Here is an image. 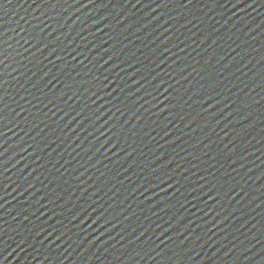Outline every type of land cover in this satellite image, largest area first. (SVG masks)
Segmentation results:
<instances>
[{"label":"water","instance_id":"obj_1","mask_svg":"<svg viewBox=\"0 0 264 264\" xmlns=\"http://www.w3.org/2000/svg\"><path fill=\"white\" fill-rule=\"evenodd\" d=\"M21 3H23V0H21ZM28 3H31V0H28ZM28 3H23L22 8L16 7L10 9L7 15L0 13V17H3V19H0V32L7 33L4 39L10 37L15 38L10 41L14 48L17 47L15 43L17 40L20 41V44L24 43L20 39L24 33L21 32L16 21H19L20 25L27 27L25 25V19L31 16H41V12L34 11L35 5H33V9H30L28 8ZM232 3H235V0H232ZM246 4H251L252 6L246 8ZM24 9H28V17L21 19L22 16H25ZM138 9L139 6H137V9H132L129 6L123 15H129L130 18L124 20L122 24H118L117 21L121 17L116 15V11L111 6L107 9H100L99 11L90 7V9L77 11L74 15L72 14L75 11L74 9L63 12L62 9L58 8L55 10V13L62 14L56 16L55 22L45 21V23H52L53 27H57L58 24L63 23L64 27L58 28L56 32L52 33L49 39H55L56 36H60L61 46H63L75 38V43L72 44V47L79 45L86 54H89L90 49L92 50L89 54V60L101 51L100 47L93 48L101 40L107 41V44L102 45V47H110L118 39L120 43H117L113 51L118 54L119 60H127L129 64L137 59L143 63H148L145 57H150L151 50L154 47H158L160 50H163L165 47L170 48L171 52L176 53V55L165 53V56L169 57V64L172 61H176V64H173L172 69L168 70H175L179 73L176 79H180V76L188 77L187 80H181L180 84L176 85L182 92L185 88L189 89L188 92L184 93V100H188V103L183 106L185 112H187L185 120L183 122L172 120V123L167 129L172 134L171 136H164L163 132H160V127L152 124V120H156L157 118L151 117L149 119L150 114L145 113L144 108L148 107L145 104L144 108H141L137 115H143L146 123L152 127H156L157 132L160 134L156 136L155 141L149 142L148 140H144V144H147V147H144V144H141L139 138H137V143L133 145L137 147V151L127 160L122 159L124 153L114 155L113 153L116 152V149H112L111 152H106L105 149H101V152L104 153L103 156L99 153L94 154L95 147H99V143L103 141L104 137H100V141H97L92 151L88 152H85L84 149L88 147V141L92 140V137H88V140H85L86 132H81L80 129H77L76 132L71 133L68 139H65V136L75 126L76 122L73 121L68 128H64V124L75 113L73 112L70 116L64 117L63 120L59 121V126H57L52 121L59 120V117L63 113L53 115L56 109L52 105L43 109V112H47L50 118L48 120V127L40 123L39 127L27 136L24 131H21L19 136L14 135L18 131L15 128L12 132H8V136L11 139L5 145V148H8L6 156H13L10 164H15V167L11 168L10 172L5 173V175L11 177V180H5L4 176H0V196H4L7 200V203L0 201V204H3V207H0V217H3L0 220V229L6 230L0 231V237L10 244L11 247L7 249V252H4V256H8V259L5 260L4 257H0V264H57V256L62 259V264H155V262L148 261L146 258L142 260L140 257H135V260L130 262L128 257L132 254V250L134 248H140L141 245L140 241L132 245H129L127 241L139 235L140 230L138 229L136 233L128 235V233L122 232L120 229L124 225L136 227L139 224H143L145 227L150 228L146 236H151L156 243L166 240V237L171 233H165L159 240H156V235L152 233L151 228H155L156 224H163L164 227H167L168 225L164 221L168 220L169 214L174 209L170 210V213L159 212L158 209L160 206H158L149 211V204L161 199L165 194L160 189L145 191L148 183L152 181L145 182L143 178L145 175H148L149 179H152L149 175L150 168L165 164L168 159L174 158L173 163L168 166V170L175 168L177 173L183 172V177H188L189 181L178 176L177 178L181 180V183L185 186L191 184L192 187H196L197 184L193 182L197 181L198 177L204 174L197 172L195 176L192 175L193 172H196V169L191 168V163L197 162L192 156L187 155V153L192 152L200 155L203 159H208V157L203 156L204 152H207L209 156L216 155L219 161L218 163L216 161H209V163L215 164L216 169H219L216 175L220 176L222 173L227 172L228 176L224 177L225 179H228L232 183L238 182V185L243 186L244 191L250 194L244 196V193L241 192L239 195H236L230 204L225 200L223 207L227 211H221L220 208H217L216 211H220L221 215L215 219H213L214 213L205 216L203 212L197 210L198 207H203L205 212L208 211V208L204 207L202 202L197 207L186 205L187 208L191 209L187 213L190 218L203 217L202 220L195 219V224L189 228L190 232L195 229L203 237L201 241H189V246L194 248V252L191 255L198 253V255H195V264H261L264 261V176H260L261 172H264V139H262L264 137V98H262L264 97V83H261L262 77L259 75L256 76L254 81L252 80V77L256 73H264V60L261 59L264 56V0H255V3H253V0H244V4L242 3L235 8H232L231 4L225 8L216 7L212 4L204 7L203 3H201L195 9L190 10L194 16L203 19L204 23L199 28H195L191 24L187 25V27H181L185 19H191V16L168 20L169 16L176 17L180 11L179 9H172L171 7L157 9L151 13V16L147 17H144V13ZM88 11H91L90 16L85 15V12ZM148 11V9L144 10V12ZM109 12L112 15L107 20H101L95 27L92 26L94 20H99ZM161 12H164L165 15L161 16L159 20H154L147 28L143 27L144 23L152 20L153 17L158 16ZM16 13L19 14L17 15ZM55 13L48 12L47 15L52 16ZM131 13H136V15L131 16ZM69 16L71 18L67 19ZM136 20L140 22L133 23ZM164 20H168V23H163ZM196 22L195 20L193 21V23ZM32 23H37V21L33 20ZM130 23L133 26L124 32L123 35H120L123 29ZM105 24L110 25V27H104ZM41 26L43 27V25ZM10 28H14L15 32L9 31ZM100 28H103L102 32L98 31ZM82 29L83 31H81ZM165 29L170 30L164 31ZM201 29H205L206 32H202ZM214 29H218L219 31H213ZM50 30L46 29L45 31ZM78 32L80 33L79 36H77ZM61 33H65V35H61ZM90 33H96V35L93 36ZM160 33H163V35H160ZM208 33L210 35H207ZM205 35H207L206 40H204ZM84 36H87V41L83 42L81 38ZM110 36L114 37V39H109ZM169 37L171 39H167ZM152 40H155V44L151 43ZM202 40H204L203 43L201 42ZM181 41L183 42L181 43ZM213 41L216 42L213 43ZM83 43L87 44V48L83 47ZM173 44H179V48L172 47ZM123 45H127V47H123ZM186 45H191V47H186ZM4 47H7V45H4ZM24 47H29V45L25 44ZM48 51V49H45L43 55H47ZM110 54H105L103 58L107 59V55ZM25 55H29V53H25ZM38 56L42 59L40 54ZM205 60L209 62L207 72L201 70L206 66L204 64ZM24 64L32 68L33 72H36V68L28 64L27 61H24ZM56 64L59 68H64V65L59 60L56 61ZM85 64H89V61L85 60ZM108 66L105 65V67ZM120 66L121 68H126V71L120 73V78L123 79L122 86L131 84L132 79L136 78L131 77V73L135 71V68L127 67L124 63H121ZM15 67L16 65L14 64L13 68ZM89 67H91V64H89ZM136 67H139V65L137 64ZM162 67L167 68V64L162 65ZM49 68H52V65H49ZM182 68L184 71L180 72ZM193 68L196 71H193ZM19 71L25 72V75L21 76L19 72L12 71V76L9 78L11 80L8 86L9 94L10 97L15 99H19L20 95H26L24 93L25 89L30 88L31 83H35L42 75V72H37L36 76L32 78V81L29 84H25V89H21L20 84H24L27 76H31L32 73L26 72L25 68H20ZM52 71L58 72V69L53 68ZM116 71H119V69H115L108 75L110 77L115 76ZM188 73H191V75H188ZM208 73H211L208 79H201L203 76H208ZM90 78L91 74L84 77L85 80ZM77 79L79 80L80 77H77ZM169 82L171 83L172 81ZM141 83L144 82L142 81ZM209 85H212V87L209 88ZM85 86L91 87V85ZM51 87L49 85V88ZM136 87H139V85H134L132 89H126L125 93L119 94L120 101H123V104H128V107L132 108L133 111H135V108H133L130 101L135 99V97H128L126 93L134 90ZM32 91L36 92V95H41L38 89H32ZM144 91H151V86L141 89V92L136 95L140 96ZM44 92H48V89H44ZM194 93L198 94L194 95ZM216 93H219V95H216ZM48 94L51 95V93ZM89 94L85 93L84 98L78 100L76 103L74 100L69 101V104H73L78 110L80 107H83ZM208 95H212L213 99L205 103V97ZM189 96L192 99L189 100ZM31 98V96H28V99ZM104 99L107 100L108 97ZM145 99L149 98L145 97ZM243 99L248 101L247 103L250 104V107L243 108L239 103H232L234 100ZM217 101L221 102L216 103ZM20 102L21 104L25 103L23 100ZM44 102L46 103L47 101L45 100ZM35 103L36 101L33 100V104ZM101 103L103 101L97 100V105ZM112 103L117 104L119 101L113 100ZM143 103L144 101L141 100L140 104ZM123 104H120V106L123 107ZM97 105H93V107ZM24 106L25 108H29L31 112L36 111L35 109H31L30 105L25 104ZM138 106L135 105L134 107ZM106 107H111V105H106ZM221 108L224 109L223 112L219 111ZM239 108H242V110L234 111V109ZM203 109H207V111L205 112ZM112 110L113 112L115 111L114 108ZM156 110L155 108L152 109L153 112ZM230 112L231 115H229ZM23 115L22 113L21 118ZM129 115L130 113H125L124 117H120V113H116V117L121 119H127ZM244 117H247V119ZM192 118L195 119L193 120ZM159 119L162 121L163 117L161 116ZM36 122L39 123V121ZM131 123H136L135 117H133ZM186 124L188 125L187 127L185 126ZM205 124H207V127H204ZM21 127H23V124ZM41 129H43V132H41L40 136L36 137V140L44 150L36 151L35 155H33L36 145L33 143L31 137ZM193 129L196 130L194 131ZM4 131L7 132L8 130L4 129ZM49 133L50 135H48ZM153 134L155 135V133ZM77 135L80 137L79 140L74 139ZM45 136H47V142L55 141L48 148H44L45 141L41 140V137ZM176 136H180L181 139L177 140L175 144H169L168 141L174 139ZM21 137H23V142H20ZM121 140L123 141V137H121ZM199 141H202V143ZM248 141H251V143H248ZM131 142L129 140V143ZM193 143L197 144L196 149L190 147ZM30 144L33 147H28ZM209 144L210 148H205V145ZM21 147H27V152H19ZM107 147L106 145L105 148ZM173 149H175V152H173ZM184 149L187 150V153ZM17 152H19V155H14ZM141 152L144 155L141 156ZM48 153H51V155H48ZM105 156L111 157V159H106ZM185 156L187 158L181 160V157ZM222 156H227L228 158L221 159ZM89 157H92V159H89ZM241 157L244 158L242 159ZM134 159L137 160V163L133 164L130 172H123V169L127 168ZM118 160L119 163H116ZM153 160L155 163L149 167V162ZM232 160H235L236 163H231ZM16 161H19V163H16ZM97 161L100 162L98 163ZM177 164L180 165L179 168H176ZM221 164L224 166L221 167ZM25 165L28 167L24 168ZM92 165H95V167H92ZM105 165H107V168ZM21 168H24V173L19 171ZM33 168L36 169V172L28 177V182H33L36 188L41 189V191L37 192L34 197L28 196L29 193H25L22 196L19 194L22 189L15 191L16 185L25 183L22 176L26 175ZM185 168H188L189 171L184 172L183 169ZM66 170L67 172L61 177L60 173ZM209 171H215V169L210 168ZM81 172L84 175L80 176V180L77 181L74 177L78 176ZM101 172H105L106 175L102 177L100 175ZM121 172L123 175L119 176V180L124 181L123 186L113 177ZM130 173H135V175L132 176L131 180H126L125 177ZM36 176H39V180H35ZM88 177H91V179H88ZM257 177L260 178L257 179ZM207 179H210V177ZM85 180L87 181L86 184L80 183V181ZM104 181H108V183L105 184L103 183ZM198 183L205 184V181L199 180ZM140 184L144 186L137 188V185ZM113 185H115V188L109 192L108 189L112 188ZM95 187L103 188V191L93 197L94 200L98 201V204H93L92 207L95 208L98 205H103V209L101 210L107 209L105 218L111 219L112 217H116V219L112 220L113 223H116L117 219L122 221L121 225L108 233V236L114 237V239H109L108 243L101 247L103 241L107 239V236H100V239L95 244L89 246V242L96 236H99L100 232L104 231L103 228H99V224H91V220H89L86 224L81 225L83 229L81 238L87 236V239L79 246H77V243H73V241H69L68 244H63L62 241H56L55 244L49 246L51 249L47 250L44 247L54 239L55 233H53L52 236L48 237L44 245L37 244L26 251H22L23 246L21 248L16 247V243L20 240V236L17 234L18 232H22L24 237H28V231L18 225L22 219V216H18V214L24 209H27L29 214L36 211V207L39 206H35V199L41 195H46V198L56 201L55 204L47 203V208H41V212L46 214V216L40 217L41 220L46 217H52L49 220V224L60 219H64V223L68 224L71 213L67 209L73 206L80 207L85 202L91 203V200L87 201V197L93 192ZM161 187H164V185H161ZM3 188H7L8 194H5ZM65 188H69V191L64 192ZM85 188H87V192H83L82 194V190ZM53 189H55V193H53ZM172 191L173 189H169V192ZM181 191L184 190L181 189ZM105 192H107V195L104 194ZM156 192H159L158 196L153 194ZM58 196L61 199H57ZM148 196H151V201L146 200ZM109 197L113 198L109 199ZM177 197H179V193H177ZM179 199L183 200V197H179ZM188 199H191V197H188ZM121 201L123 202L121 203ZM172 203H175L174 199ZM195 203L193 201V204ZM208 203L209 207H211V201H208ZM60 204H64V208L59 207ZM110 204H114L112 208L108 207ZM85 206L87 205L85 204ZM52 210H55L57 214L62 212L63 215L53 216ZM181 211H184V209H181ZM153 212H158V215H152ZM133 213L135 214L133 215ZM37 215L39 216L40 213H37ZM225 216H227V219L224 220L223 224H220L218 228L212 227V224H215L216 220L223 219ZM13 217H16V219H13ZM125 217L129 218L125 220ZM148 217L150 219H146ZM209 220L212 223L208 224L207 227L212 228V231L207 232L205 235L207 229L196 228V225ZM4 221H8V223H4ZM32 221H35L36 224L40 223L39 220L30 217L29 221H24V225L32 227ZM56 227L60 228L61 226L57 223ZM71 227L72 225L68 224V228ZM105 227L108 226L106 225ZM13 229H17V231H13ZM51 230L49 228V231ZM161 230L157 228L156 233L158 234ZM64 231L68 232V229L66 228ZM76 231V229H72L71 232H68V235L72 236L74 240H76V237L73 233ZM118 232L120 233L119 235H117ZM128 232H131V228L128 229ZM187 235L188 232H185L184 236ZM122 236L126 237V239H121ZM184 236L179 238L174 237L175 243L178 244L179 240L184 239ZM144 239V236L140 237L141 241ZM29 242L33 243L34 241L30 240ZM167 243L173 251H178V249H175L173 242ZM69 244L71 247H69ZM201 244L203 247H200ZM6 246V244L0 245V250ZM37 247L40 248L39 252L36 251ZM164 247L165 244H160V249ZM160 249H157V251H160ZM173 251L168 252V255H173ZM45 256H48L49 259L45 260ZM246 257H251L252 259L247 260L245 259ZM173 259H175V256H173Z\"/></svg>","mask_w":264,"mask_h":264},{"label":"snow or ice","instance_id":"obj_2","mask_svg":"<svg viewBox=\"0 0 264 264\" xmlns=\"http://www.w3.org/2000/svg\"><path fill=\"white\" fill-rule=\"evenodd\" d=\"M23 3H28V0H23ZM23 3H21V0H0V13L7 15L8 11L12 8H22ZM201 3H203L204 7H208L209 4H212L216 7L225 8L227 5L231 4V7L235 8L242 3L244 4V0H235V3H232V0H223V2H221V0H134V2L133 0H31V3H28V8L33 9V5H35L34 11L41 12V16H31L25 19V17H28V9H24L25 16H22L21 19H25V25H27V27L20 25L19 21H16L17 26H19L21 32L24 33V35L20 37L24 43L20 44V41L17 40L15 42L17 47L14 48L10 41L15 38L10 37L8 39H4L7 33L0 32V140H2V142H0V149H2V151H0V176H4L5 180H11V177L5 175V173L10 172L11 168L15 167V164H10L13 156H6L8 148H5V145H7L11 139L8 136V132H12L15 128L18 129V131L15 132L14 135L19 136V133L24 131L27 136L34 129L38 128L40 123L44 124L45 127H48V120L50 118L48 117L47 112H43V109L48 108L49 105H52L53 108L56 109V112H54L53 115H56V113H63V115L59 117V120L52 121V123H55L57 126H59V121L63 120L64 117L70 116L73 112L75 113V115H72L71 118L64 124V128H68L73 121L76 122L75 126L72 127L70 132L65 136V139H68L71 133L76 132L77 129H80L81 132H86L87 135L84 137L85 140H88V137H92V140L88 141V147L84 149L85 152H88L92 151L96 142L100 141V137H104L103 141L99 143V147H95L94 154L99 153L103 156L104 153L101 152V149H105L106 152H111L112 149H116V152L113 154L119 155V153H124V156L122 157L124 160H127L137 151V147L133 146L137 143V138H139V142L141 144H144V140H148L149 142L155 141L156 136L160 134L157 132L156 127H152L146 123L143 115H137L141 108H144L145 104L148 105L147 108H144L145 113L150 114L148 117L149 119L151 117L157 118L156 120H152V124L159 126L160 132H163L164 136H171V131H168L167 129L172 123V120H179L183 122L187 116V112H185L183 106L188 103V100H184V93L188 92L189 89L185 88L182 92L180 88L176 87V85H179L181 80H187L188 77L180 76V79H176V76L179 73L175 70H168L172 69L173 64H176V61H172V63L169 64V57L165 56V53L176 55V53L171 52L170 48L165 47L163 50H160L158 47H154L151 50L150 57H145V59L148 60V63H143L137 59L129 64L127 60H119L118 54L113 51L116 48L117 43H120L118 39L110 47H102V45L107 44V41L101 40L98 45L93 46V48L100 47L101 51L89 60V54L92 50L90 49L89 54H86L79 45L77 47H72V44L75 43V38L63 46H61L62 42L60 41V36H56L55 39H49V37L52 36V33L56 32L58 28L64 27L63 23L58 24L57 27H53L52 23H45V21L55 22L56 16L62 14L55 13L56 9H62L63 12H68L70 9H74L75 11L72 13L74 15L75 12L83 9H90V7L99 11L100 9H107L111 6V8L116 11V15L121 17L117 23L122 24L124 20H128L130 18L129 15H123L129 6L132 9H137V6H139L138 10L144 13V17L151 16V13L155 12L157 9L171 7L172 9H179L180 11L177 13L176 17L169 16L168 20H175L178 17L191 16V19H185V22L181 25V27H187V25L191 24L193 27L199 28L204 21L201 17L194 16L190 10L195 9L197 5ZM253 3H255V0H253ZM251 6V4L245 5L246 8ZM145 9H148L149 11L144 12ZM48 12H54L55 15L49 16L47 15ZM16 14L18 15L19 13ZM85 15L90 16L91 11L85 12ZM110 15H112L111 12L107 13L99 20H94L92 22V26L95 27V25L99 24L101 20H107ZM130 15L135 16L136 13H131ZM163 15H165V13L161 12L158 16L153 17L152 20L144 23L143 27L147 28L149 24H151L154 20H159ZM70 18V16L67 17V19ZM0 19H3V17H0ZM33 20L37 21V23H32ZM168 20H164L163 23H168ZM194 20L197 22L193 23ZM139 22V20L133 21V23ZM41 25H43V27ZM132 26L133 25L131 23L128 24L120 35H123V33ZM104 27H110V25L105 24ZM46 29L51 30L46 32ZM169 30L170 29H165L164 31ZM9 31L15 32V29L10 28ZM81 31H83V29ZM98 31L102 32L103 28L98 29ZM201 31L206 32L205 29H201ZM213 31L219 30L214 29ZM17 34L19 35V33ZM61 35H65V33H61ZM79 35L80 33L78 32L77 36ZM90 35L95 36L96 33H90ZM149 35H151V33H149ZM160 35H163V33H160ZM207 35H210V33ZM207 35H205L204 40L207 39ZM109 39H114V37L110 36ZM167 39H171V37ZM204 40L201 42L203 43ZM81 41H87V36L82 37ZM182 42L183 41H181V43ZM215 42L216 41H213V43ZM151 43L155 44V40H152ZM25 44L29 45V47H24ZM4 45H7V47H4ZM83 47L87 48V44L83 43ZM123 47H127V45H123ZM172 47L179 48V44H173ZM186 47H191V45H186ZM9 49H11V51H9ZM33 49H35V51H33ZM45 49L49 50L47 55H43ZM181 51H183V49H181ZM25 53H29V55H25ZM108 53L111 54L107 55V59H104V55ZM38 54L42 56V59L38 56ZM261 59L264 60V56H262ZM57 60L64 65L63 69L57 66ZM85 60L89 61L91 67H89V64H85ZM24 61H27L28 64H31L32 67L36 68V72H33L32 68L27 67L24 64ZM45 61H47V63H45ZM73 61H75V63H73ZM121 63H124L127 67L135 68V71L131 73V77L136 78L132 79L131 84H125L122 86L123 79L120 78V73L126 71V68H121ZM208 63L209 62L207 60L204 61L206 66L201 69L202 71H208ZM14 64L16 65L15 68H13ZM137 64L139 67H136ZM165 64H167V68L162 67V65ZM49 65H52V68H49ZM105 65L109 66L105 67ZM20 68H25L26 72L32 73L31 76H27L24 84H20L21 89H25V84H29L32 81V78L36 76L37 72H42V75L35 83H31L30 88L25 89L24 93L26 95H20L19 99H15L10 97L9 94L8 86L11 83L9 78L12 76V71L19 72L21 76H24L25 72H20ZM53 68L58 69V72H53ZM10 69H12V71H10ZM115 69H119V71L115 72V76L110 77L108 74H111ZM157 69H159V71H157ZM93 70H95V72H93ZM183 71V68L180 69V72ZM193 71H196V69L193 68ZM90 74L91 78L85 80L84 77L89 76ZM188 75H191V73H188ZM257 75L262 77L261 83H264V73L261 72L256 73L252 77V80L254 81ZM209 76H211V73H208V76L201 77V79L206 80ZM77 77H80V79L78 80ZM53 81H55V83H53ZM142 81L144 83H141ZM169 81L172 82L170 83ZM49 85L52 87L49 88ZM85 85H91V87H86ZM134 85H139V87L128 91L126 94L128 97H135V99L130 101L133 108H135V111H133L132 108H129L128 104H123V101H120L119 95L121 93H125L126 89H132ZM148 86H151V91H144L140 96L136 95L141 92V89H145ZM211 87L212 85H209V88ZM32 89H38L41 95H36V92H33ZM44 89H48V92H44ZM48 93H51V95ZM85 93L90 94L87 95L83 107H80L77 110L73 104H69V101L74 100L76 103L78 100L84 98ZM165 93H167V95H165ZM197 94L198 93H194V95ZM216 95H219V93H216ZM28 96H31L32 98L28 99ZM105 97H108V99L105 100ZM145 97H148L149 99H145ZM188 99L190 100L192 97L189 96ZM212 99L213 96L208 95L205 97L204 102L206 103L208 100ZM21 100L25 103L21 104ZM33 100L36 101L35 104H33ZM45 100L47 101L46 103L44 102ZM97 100H101L103 103L97 105ZM113 100L119 101V103L113 104ZM141 100L144 101L143 104H140ZM89 101H91V103H89ZM153 101H155V103H153ZM181 101H183V103H181ZM220 102L221 101H217L216 103ZM247 102L248 101L246 99L232 101L233 104L239 103L243 108L250 107V104ZM25 104L30 105L31 109H35L36 111H29V108H25ZM109 104L111 107H106V105ZM120 104H123V107H121ZM93 105L97 106L93 107ZM135 105L139 106L134 107ZM212 106L214 107V105ZM113 108L115 109L114 112L112 110ZM153 108L157 110L153 112ZM17 109H19V111H17ZM240 110H242V108L234 109V111ZM203 111L206 112L207 109H203ZM219 111L223 112L224 109L221 108ZM22 113L24 115L21 118ZM109 113H111V115H109ZM116 113H120V117H124L125 113H130V115L127 119H121L116 117ZM229 115H231V112ZM161 116L163 117L162 121L159 119ZM29 117H31V119H29ZM133 117H135V124L131 123ZM244 118L247 119V117ZM192 119L194 120L195 118ZM36 121H39V123ZM141 121H143V123H141ZM22 124L23 127H21ZM185 126L187 127L188 125L186 124ZM204 127H207V124H205ZM4 129H7L8 131L6 132ZM25 129H27V131H25ZM193 130L195 131L196 129ZM41 132H43V129L36 132L35 135L31 137L33 143L36 145L33 155H35L36 151L44 150L40 147L39 142L36 140V137L40 136ZM153 133H155V135ZM48 135H50V133ZM121 137H123V141L121 140ZM74 139L79 140V135H77ZM180 139V136H176L174 139L169 140L168 143L175 144L176 141ZM262 139H264V137H262ZM41 140L45 141L44 148H48L51 143H55V141L47 142V136L41 137ZM129 140L132 142L129 143ZM20 142H23V137H21ZM199 142L202 143V141ZM248 143H251V141H248ZM106 145L108 146L107 148H105ZM28 147H33V145L30 144ZM144 147H147V144H144ZM190 147L196 149L197 144L193 143ZM225 147H227V145H225ZM205 148H210V144L205 145ZM27 150V147H21L19 152H27ZM184 151L187 153L186 149H184ZM19 152L14 155H19ZM173 152H175V149H173ZM48 155H51V153H48ZM140 155L142 156L144 154L141 152ZM187 155L192 156L193 159L197 161L196 163H191V168L196 169V172H193L192 175L195 176L197 172L204 174L199 176L197 181L193 182L197 184L196 187H192L191 184L185 186L181 183V180L177 177H183V172L177 173L175 168L168 170V166L173 163L174 158L168 159L165 164H161L155 168H150L149 175L152 179H149L148 175L144 176L143 179L145 182L149 180L152 181L148 183V187L145 188V191L160 189L165 194L161 199L149 204V211L157 208L158 206H160L158 209L159 212L170 213V210L174 209V211H171V214H169L168 220L164 221V223L168 225L167 227H164L163 224H156L155 228H151V231L154 235H156V240H159V238L164 236L165 233L171 234L166 237L165 241L156 243L151 236H146V233L150 231L149 227H145L143 224H139L136 227L124 225L120 231L126 232L128 235L136 233L138 229L140 230L139 235H136L127 241L129 245L136 244L137 241H140L141 245L140 248H134L132 250V254L128 257L130 262L134 261L135 257H140L142 260L146 258L148 261L155 262V264H195V255H198V253L191 255V253L194 252V248L189 246V241H201L203 237L198 234L195 229L190 232L189 228L195 224V219L198 218L202 220L203 217L190 218L187 213L191 211V209L187 208L186 205L197 207V205L202 202L204 207L208 208V211L205 212L203 207H198L197 210L203 212L205 216L214 213L215 215L213 219H215L221 215L220 211H216L217 208H220L221 211H227V209L223 207L225 200H227L230 204L231 201L235 199L236 195H239L241 192L244 193V196L250 195L248 192L244 191L243 186L238 185V182L232 183L228 179H225L224 177L228 176L227 172L222 173L220 176L216 175V172H218L219 169L215 168V164L209 163L210 160L216 161L217 163L219 162L216 155L209 156L207 152H204L203 156L208 157V159H203L195 152L187 153ZM105 158L111 159V157L108 156H105ZM186 158L187 156L181 157V160ZM227 158V156L221 157V159ZM241 158L243 159L244 157ZM89 159H92V157H89ZM157 159H159V157H157ZM97 162L99 163L100 161ZM16 163H19V161H16ZM116 163H119V160L116 161ZM136 163L137 160L134 159L127 168L123 169V172H130L133 164ZM154 163V160L150 161L149 167ZM231 163H236V161L232 160ZM220 166L223 167L224 165L221 164ZM27 167V165L24 166V168ZM41 167H43V165H41ZM92 167H95V165H92ZM105 167L107 168V165H105ZM179 167L180 165L177 164L176 168ZM24 168H21L19 171L24 173ZM210 168L215 169V171H209ZM57 171L59 170L57 169ZM183 171L187 172L189 169L185 168ZM34 172H36V169H31V171H29L26 175L22 176L25 183L16 185L15 191L17 189H22V191L19 192L20 195L23 196L25 193H29L28 196L34 197L37 192L41 191V189L36 188L33 182H28V177L32 176ZM66 172L67 170L65 172H61L60 176H64ZM83 175L84 173L81 172L74 178L79 181L80 176ZM100 175L103 177L106 173L101 172ZM120 175H123V173H117L116 176L113 177L118 180L121 186H123L124 181L119 180ZM133 175H135V173H130L125 177V179L131 180ZM260 176H264V172H261ZM208 177H210V179H207ZM259 178L260 177H257V179ZM88 179H91V177H88ZM183 179L189 181L188 177H183ZM35 180H39V176H36ZM199 180H204L205 184H199ZM49 183H51V181H49ZM65 183H67V181H65ZM80 183L86 184L87 181H80ZM103 183L106 184L108 181H104ZM161 185H164V187H161ZM205 185H207V187H205ZM143 186V184H140L137 185V188ZM113 188H115V185H113L112 188H109L108 191H112ZM169 189H173V191L169 192ZM181 189L184 191H181ZM3 191L5 194H8L7 188H3ZM52 191L55 193V189ZM68 191L69 188L64 189V192ZM102 191L103 188L95 187L93 192L87 197V201L91 200V203L85 202L80 207L73 206L67 209V211L71 213V218L68 220V224L72 225L71 228H68V224L64 223V219L55 220L52 224H49V220H51L52 217H46L43 220L40 219L41 216H46L44 212H41V208H47V203H56L54 199H48L46 198V195H41L35 199V206H39L36 207V211L29 214L27 209H24L18 214V216H22L18 225L28 231V237L26 238L22 232H18L17 234L20 236V240L16 243V247L21 248V246H23L22 251H26L29 248H33L34 245H44L45 241L48 240V237L52 236L53 233H55L54 239L44 247L45 249H51L49 246L55 244L56 241H62L63 244H68L69 241H73V243H77V246H79L80 244H83L85 239H87V236L81 238V232L83 231L81 225L86 224L89 220H91V224H99V228L104 229L103 232H100L99 236H96L89 242V246L95 244L96 241L100 239V236H107V239H105L101 245V247H103L104 244L108 243L109 239H114V237L108 236V233H110L112 229L121 225L122 221L117 219L116 223H113L112 220L116 219V217H112L111 219L105 218L107 209L102 211L101 209H103V205H98V207L95 208L92 207L93 204H98V201L94 200L93 197L97 196V194ZM117 191H119V189H117ZM83 192H87V188L82 190V194ZM177 193H179V197H183V200L177 197ZM185 193H187V195H185ZM104 194L107 195V192ZM153 194L158 196L159 192ZM188 197H191V199H188ZM112 198L113 197H109V199ZM253 198L255 199V197ZM57 199H61V197L58 196ZM125 199H127V197H125ZM173 199L175 200V203H172ZM146 200L151 201V196L146 197ZM0 201L7 203L4 196H0ZM193 201L196 203L193 204ZM208 201H211V207H209ZM122 202L123 201H121V203ZM238 203L240 202L238 201ZM85 204L87 206H85ZM113 205L114 204H110L108 207L112 208ZM177 205H179V207H177ZM0 207H3V204H0ZM59 207L64 208V204H60ZM181 209H184V211H181ZM233 211H235V209H233ZM37 213H40V215L38 216ZM52 213L53 216L63 215L62 212L57 214L55 210H52ZM93 214L95 215L93 216ZM134 214L135 213H133V215ZM152 215H158V212H153ZM30 217H34L35 220H39L40 223L36 224L35 221H32V227L25 226L24 221H29ZM128 218L129 217H125L124 219L127 220ZM2 219L3 217H0V220ZM13 219H16V217H13ZM146 219H150V217ZM226 219L227 216L223 219L216 220V223L212 224V227L218 228L219 225L223 224ZM4 223H8V221H4ZM57 223L60 224V228L56 227ZM211 223L212 221L209 220L205 223L196 225V228H206V235L207 232L212 231V228L207 227V225ZM106 225L108 227H105ZM253 227H255V225H253ZM49 228L52 230L49 231ZM66 228L68 229V232H71L72 229L77 230L73 233L76 240L72 239V236H69L68 232L64 231ZM129 228H131V232H128ZM157 228L162 229L158 234L156 233ZM0 231L6 230L0 229ZM13 231H17V229H13ZM97 231H99V229H97ZM185 232H188L187 236H184ZM119 234L120 233L118 232L117 235ZM141 236L145 237L143 241L140 240ZM181 236H184V239L179 240V243L176 244L174 237L179 238ZM121 239H126V237L122 236ZM30 240H33L34 242L30 243ZM167 242H173L175 249H178V251H173L172 248H169ZM3 244H6L7 246L0 250V257H4V259L7 260L8 256H4V252H7V249L11 247V245L0 237V245ZM160 244H165V247L160 249ZM69 247H71L70 244ZM113 247H115V245H113ZM200 247H203V245L201 244ZM157 249H160V251H157ZM13 251H15V249H13ZM36 251L39 252L40 248L37 247ZM170 251H173V255H168V252ZM9 255H11V253H9ZM173 256H175V259H173ZM158 257L159 259H157ZM44 259L48 260L49 257L45 256ZM56 259L57 264H62V259H60L59 256H57ZM245 259L251 260L252 258L246 257ZM261 264H264V261H262Z\"/></svg>","mask_w":264,"mask_h":264}]
</instances>
